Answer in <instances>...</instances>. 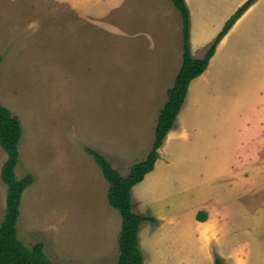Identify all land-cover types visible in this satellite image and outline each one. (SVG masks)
I'll list each match as a JSON object with an SVG mask.
<instances>
[{
  "label": "crops",
  "instance_id": "crops-1",
  "mask_svg": "<svg viewBox=\"0 0 264 264\" xmlns=\"http://www.w3.org/2000/svg\"><path fill=\"white\" fill-rule=\"evenodd\" d=\"M42 1L49 11L61 10L82 29L92 27L96 35L122 40L124 55L139 64L130 71L142 74L144 98L134 103L142 121L139 133L147 136L150 144L159 110L181 65L183 25L179 11L170 0ZM246 1L184 0L192 59L204 56ZM224 77L231 82L230 95L235 99L231 113L218 118L221 109L215 110L214 104L222 96L217 87ZM197 114L207 115L203 119L209 124L204 127V139L198 138L199 128L196 132ZM217 119L223 123L222 129L212 126ZM183 143H188L187 147ZM175 152L184 155L187 185L194 187L191 198L195 199L189 200L185 209L164 202L162 211L151 209L150 213L148 205L160 201L144 197L142 189L155 183L157 173L168 163L173 166ZM158 154L154 169L131 190L132 212L157 222L140 224L138 245L143 264L151 259L154 264H214L216 257L223 264H264V0H257L234 23L204 73L190 82ZM109 164L119 174V167L125 165L120 157ZM22 167L25 169L20 158L17 179L29 173L26 169L22 172Z\"/></svg>",
  "mask_w": 264,
  "mask_h": 264
},
{
  "label": "rangeland",
  "instance_id": "rangeland-1",
  "mask_svg": "<svg viewBox=\"0 0 264 264\" xmlns=\"http://www.w3.org/2000/svg\"><path fill=\"white\" fill-rule=\"evenodd\" d=\"M61 12L49 11L42 0H0V103L20 120V158L35 178L21 198L17 236L27 248L42 243L53 264H116L121 217L109 206L107 182L83 148L109 163L122 158V177L147 157L153 140L148 144L139 133L142 121L134 103L144 98L142 74L130 71L139 64L126 58L121 39L82 29ZM230 83L224 77L218 84V118L231 113ZM198 115L194 124L204 139L207 115ZM212 126L219 130L223 123L217 119ZM5 157L0 147V166ZM183 157L175 152L173 166L168 163L155 183L142 189L144 197L160 201L148 205L150 213L162 211L164 202L185 209L195 199ZM4 213L0 179V223Z\"/></svg>",
  "mask_w": 264,
  "mask_h": 264
},
{
  "label": "trees",
  "instance_id": "trees-1",
  "mask_svg": "<svg viewBox=\"0 0 264 264\" xmlns=\"http://www.w3.org/2000/svg\"><path fill=\"white\" fill-rule=\"evenodd\" d=\"M170 1L182 17L181 65L173 87L167 91V100L159 110L154 140L149 154L143 161L131 165L127 176L122 177L102 154L88 147L83 148V151L93 159L100 169L108 184L106 198L109 206L116 210L121 217V226L117 238L118 258L116 264H143V257L138 245L139 227L142 222L154 223L155 220L132 212L131 190L154 169L159 155L158 151L162 147L168 132L174 126L190 82L204 73L219 42L257 0H247L230 17L201 59H192L190 54L189 15L184 0ZM21 140L22 127L19 118L0 103V147L6 154V160L0 172L1 181L6 186L5 213L0 223V264H53L46 258L42 243H36L27 248L17 237L16 227L20 217L21 198L25 190L35 180L31 174H27L21 179H17L15 176ZM214 264L223 263L216 257Z\"/></svg>",
  "mask_w": 264,
  "mask_h": 264
}]
</instances>
